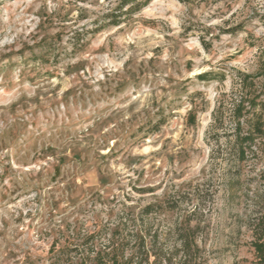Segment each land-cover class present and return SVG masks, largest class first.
Masks as SVG:
<instances>
[{
	"label": "rangeland",
	"instance_id": "1",
	"mask_svg": "<svg viewBox=\"0 0 264 264\" xmlns=\"http://www.w3.org/2000/svg\"><path fill=\"white\" fill-rule=\"evenodd\" d=\"M118 5L0 0V264H254L264 159L214 110L264 84V0Z\"/></svg>",
	"mask_w": 264,
	"mask_h": 264
},
{
	"label": "trees",
	"instance_id": "2",
	"mask_svg": "<svg viewBox=\"0 0 264 264\" xmlns=\"http://www.w3.org/2000/svg\"><path fill=\"white\" fill-rule=\"evenodd\" d=\"M149 1L118 0L119 14L116 16L111 14L110 16H113L111 21L119 23L116 19L120 15L138 12ZM259 47H262L260 49L263 53L264 46ZM257 77L259 74L240 73L236 80V88L229 99L222 98L214 110V119L222 121V125L230 126L228 132L230 159L241 164L249 161L258 164L264 159V84L258 81ZM257 176L260 178V186L253 194L249 228L252 232L254 264H264V170H258ZM109 261L111 264H120L116 256L110 257Z\"/></svg>",
	"mask_w": 264,
	"mask_h": 264
}]
</instances>
